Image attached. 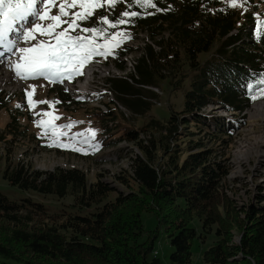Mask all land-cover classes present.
<instances>
[{
  "label": "trees",
  "instance_id": "1",
  "mask_svg": "<svg viewBox=\"0 0 264 264\" xmlns=\"http://www.w3.org/2000/svg\"><path fill=\"white\" fill-rule=\"evenodd\" d=\"M153 2L155 7L142 8L123 0L114 9H97L81 26H98L101 14L113 19L125 11L140 13L116 28L103 26L107 31L96 36L99 45L116 33L127 41L144 31L152 40L140 50L136 74L111 78L109 84L136 114H149L153 104L140 94L156 95L151 88L166 83L183 89V107L172 109L168 119L151 116L124 131L138 152L129 156V169L116 176L118 182L90 180L77 167L43 171L7 162L2 177L19 191L0 190V264H167L155 248L162 233L172 247L170 264H193V245L208 243L203 251L207 264H264V192L240 211L230 201L223 187L229 164L222 149L231 144L227 139L233 138L234 126H227V116L202 110L214 105L236 116L264 100L250 98L264 74V33L256 35L264 16L255 4L264 0H248L243 8H232L226 0ZM117 41L108 55L90 61L111 56L118 69H126L124 57L133 49ZM56 87L51 101L58 107L80 104ZM10 96L0 93V111L7 115L0 144L24 137L38 143L36 133L28 134L33 108L22 103L17 111L9 106ZM117 114L109 108L102 117ZM102 117L96 115V121L104 134L100 141L106 143L114 135L108 134L114 122ZM52 197L70 203L49 205ZM145 212L156 221L152 228L145 227Z\"/></svg>",
  "mask_w": 264,
  "mask_h": 264
},
{
  "label": "rangeland",
  "instance_id": "2",
  "mask_svg": "<svg viewBox=\"0 0 264 264\" xmlns=\"http://www.w3.org/2000/svg\"><path fill=\"white\" fill-rule=\"evenodd\" d=\"M255 4L259 7L258 15L264 16V3L255 2ZM37 8H42V5L38 4ZM78 10V8L72 9V11ZM57 12V8H52L51 14L55 15ZM29 22L44 25L51 23L50 20L38 21L33 17H29ZM67 27L68 25L64 24L57 31ZM246 27L248 26L246 25ZM69 32L76 35L75 31L71 29H69ZM118 34L116 33L111 38L106 39L104 44L107 42V46L101 50L113 51L111 43H117L118 39L123 40L122 43L129 44L133 49V53H129L124 57L126 66L124 70L118 69L115 61H112L111 58L101 59L99 62L90 61L79 77L74 76L72 79L65 77L62 81L50 78L51 83L47 84L46 79L48 77H30L28 79L18 77L13 67L19 58L18 51L13 49L7 55L5 59L8 61V71L0 69V93L8 92L11 95L9 106L12 108L17 107V111L22 108V103H25L28 109H30V106L33 108V111H31L32 121L28 125V134L36 133L39 141L36 143L24 137L15 140L8 139L7 142L0 144L1 191L11 195L14 190H18L16 186L11 185L2 177V171L7 162L14 164L21 162L43 171L52 170L58 166L77 167L86 172L90 180L94 181L99 178L108 184L118 182L116 176L126 174L129 169V156L138 152L135 143L124 137V131L129 128H136L151 116L161 120L168 119L172 109L180 110L183 107V89H174L168 83L159 88H151L156 95L146 91L140 94L145 100L153 103L147 115L134 113L119 99L118 95L120 93L110 86L109 79L118 77L119 80H123L129 78L132 73L136 74L134 65L141 53L140 50L144 48L146 43H152V40L144 31L130 34L131 37L127 41H125L124 36H118ZM9 38H12L11 34ZM46 38L37 34V40ZM34 43L36 41L25 42L20 40L18 42L19 47H28ZM0 52L5 54L8 51L0 48ZM205 55L206 53L202 54V56ZM3 63L4 58L0 59V65ZM56 86H60L73 99L79 100L80 104L73 106L63 104L58 107L51 101L54 94H58L53 91V88H58ZM80 86L86 87L81 89ZM135 86L137 88L140 85L135 84ZM147 88L148 86H145V90ZM27 93H31V95L35 93V96L33 98L29 97ZM29 100L33 103H29ZM37 101H48V103H36ZM260 102H264V100L255 102L242 114L236 112V116L214 105L202 109L204 112H216L220 116H227L229 119L227 126H234L233 138L227 139V141L232 140L231 144L222 149V154L226 152L229 164V173L224 179L223 187L227 197L239 211L247 206L251 198L256 196L259 191L264 192V144L259 142V140L264 139V117L262 115L258 117L251 116L254 111L253 106ZM109 108L116 110L117 116L102 117ZM40 110L41 113H39ZM21 112L25 113L24 111ZM95 114L106 120V123L114 122L111 126L113 129L108 132L109 135H114L106 143L100 141V137L104 134ZM239 117L242 118L241 121ZM6 120V112L4 110L0 111V126L3 127ZM40 120L50 122L51 125L56 126V134H53L51 128L46 132L45 127L38 126ZM23 124H26V122ZM68 124H71V127H60ZM214 128L216 127L212 125V129ZM117 129L120 130L116 131ZM59 133H65V135H59ZM50 140L52 143L49 142ZM63 145H70V147ZM88 147H90V151L87 149ZM80 148H84V151L76 150ZM115 186L118 188L117 185ZM59 202L70 203V200L60 201L52 197L46 201L49 205ZM143 219L147 228H152L156 223L150 213H143ZM209 245V243L193 245V264H207L203 260V251ZM155 248L160 252V257L167 264H170L169 253L172 247L166 233L160 235Z\"/></svg>",
  "mask_w": 264,
  "mask_h": 264
},
{
  "label": "snow or ice",
  "instance_id": "3",
  "mask_svg": "<svg viewBox=\"0 0 264 264\" xmlns=\"http://www.w3.org/2000/svg\"><path fill=\"white\" fill-rule=\"evenodd\" d=\"M121 2L123 0H0V45L8 52H12L14 48L18 51L19 58L13 67L16 75L22 79L30 77H48L58 81H62L65 77L72 79L75 75L82 74L80 69L93 56L107 55L106 51H101L107 46V42L104 45L96 43V36L107 31V28L103 26L116 28L118 24L129 22L125 17H134L140 13L125 11L120 14V17L113 19H109L107 14H101L97 19L98 26L93 27H82L81 22L95 17L97 9L105 7L114 9ZM131 2L142 8L155 7L153 0H131ZM226 2L232 8H243L248 0H226ZM38 4H41L42 8L38 9ZM52 8L58 9L55 15L51 14ZM77 8L78 11H72ZM29 17L38 21L50 20L51 23L46 25L30 23ZM64 24L68 27L57 31ZM259 24L260 29L256 33L257 36L264 33V19L260 20ZM69 29L72 31L80 29L83 33L93 35L83 36L80 32L72 35ZM37 34L47 38L37 40ZM119 35L123 37L122 33ZM20 40L36 41V43L28 47H19ZM3 55L4 53L0 52V56ZM256 83L261 87L252 91L250 98L253 101L264 98V74L259 75ZM247 87L250 90L254 88L252 84ZM29 103L33 102L29 100ZM36 103H48V101H37ZM38 126L45 127L46 132L51 128L53 134H56V126L51 125L50 122L40 120ZM60 127H71V124ZM59 135H65V133H59ZM63 146L70 147V145ZM76 150L82 151L83 149Z\"/></svg>",
  "mask_w": 264,
  "mask_h": 264
},
{
  "label": "bare ground",
  "instance_id": "4",
  "mask_svg": "<svg viewBox=\"0 0 264 264\" xmlns=\"http://www.w3.org/2000/svg\"><path fill=\"white\" fill-rule=\"evenodd\" d=\"M10 53L11 52H6L3 56L0 57V59L4 58V63L0 65V69L8 71V61L5 58ZM112 61H113V59H112ZM85 87L86 86H84V87L80 86L81 89H85ZM253 110L254 111L251 113V116L258 117V116L262 115L264 117V102H260V103L255 104V106H253ZM259 142H262V144H264V139L259 140ZM156 255H158V254H156Z\"/></svg>",
  "mask_w": 264,
  "mask_h": 264
},
{
  "label": "built area",
  "instance_id": "5",
  "mask_svg": "<svg viewBox=\"0 0 264 264\" xmlns=\"http://www.w3.org/2000/svg\"><path fill=\"white\" fill-rule=\"evenodd\" d=\"M155 253H156V254H158V252H157V251H156Z\"/></svg>",
  "mask_w": 264,
  "mask_h": 264
}]
</instances>
